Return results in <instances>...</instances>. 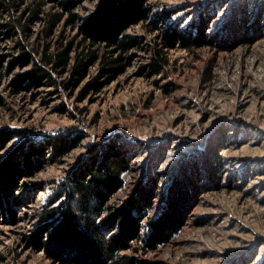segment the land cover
<instances>
[{
  "label": "rangeland",
  "instance_id": "rangeland-1",
  "mask_svg": "<svg viewBox=\"0 0 264 264\" xmlns=\"http://www.w3.org/2000/svg\"><path fill=\"white\" fill-rule=\"evenodd\" d=\"M99 1L76 0L74 12L85 15ZM37 5L30 30L20 27L18 37L4 43L6 55L21 52L17 39L42 49L82 38L78 21L69 22L52 0H23L12 16L23 15L27 22ZM167 10H174L169 20L156 16ZM53 12L61 14L46 35ZM203 16L212 35H228L233 19L244 16L249 24L259 21L261 33L231 47L185 48L173 25L189 28ZM131 31L141 37V46L127 52L130 63L113 78L102 76L96 64L69 88L21 77L28 64L3 67L0 180L11 189L0 205V264H78L67 256L48 257L30 238L42 203L73 165L112 142L132 166L113 202L125 205L144 186L153 189L148 218L173 212L178 204L173 198L181 202L182 210L168 218L178 228L156 249L140 251V258L163 264H264V0H150L146 19ZM155 60L165 62L162 73H152ZM20 77L17 88L12 83ZM57 77L72 80L70 72ZM97 80L103 82L93 85ZM70 125L83 131L81 145L63 162L48 159L46 149L42 166L36 161L27 166L30 143Z\"/></svg>",
  "mask_w": 264,
  "mask_h": 264
},
{
  "label": "trees",
  "instance_id": "trees-1",
  "mask_svg": "<svg viewBox=\"0 0 264 264\" xmlns=\"http://www.w3.org/2000/svg\"><path fill=\"white\" fill-rule=\"evenodd\" d=\"M52 1L68 14L69 22L78 21L82 38L78 41H59L53 47L48 43L42 49L39 44L17 39L15 41L21 52L10 57L4 51V43L17 38L20 27L29 31L30 21L37 16L40 7L37 5L24 22L23 15L12 16L23 0H0V78L6 63L10 70L19 64H28L29 70L21 77L33 83L64 84L71 88L87 75L93 65H99L101 75L107 79L125 69L131 59V54L127 52L141 46V37L131 28L146 19L150 0H100L85 15L74 12L76 0ZM60 14L53 12L49 15V25L44 29L46 35L56 25ZM173 14L174 10L156 11V16L162 20H169ZM207 23L206 16L189 28L181 27L176 22L173 35L185 48H196L204 45L231 47L251 42L261 33L259 21L249 24L245 16L235 17L231 23V33L223 36L208 33L205 29ZM38 53L39 57L36 56ZM151 66L152 73L159 74L163 72L165 62L155 60ZM65 72L71 73L72 80L59 81L58 74ZM21 77L12 83L17 88ZM102 82L97 80L93 85ZM3 103L0 92V106ZM83 138V131L77 125H70L49 134L44 142H32L26 153L27 166L32 165L33 161L37 162V168L42 166L46 149L51 152L48 159L63 162L75 147L82 144ZM131 167L130 159L116 142L103 145L87 160L74 164L61 187L50 193L38 211V228L30 238L34 247L43 248L48 257L67 256L78 264H163L161 261L140 258L137 254L142 250H154L170 238L178 227H174L175 223L168 218L176 209V213L182 210L181 202L171 199L173 204L178 203L173 212L165 210L156 218H148L146 213L153 190L149 187L144 186L123 206L113 202L115 193L125 184L124 173ZM16 170L20 172L19 167ZM12 176L11 179L15 181ZM6 184L7 180H0L2 207V197L8 188L11 189V185ZM41 189L46 190L45 187ZM187 195L184 194L183 198ZM5 209L8 210V207ZM130 250L134 252H128Z\"/></svg>",
  "mask_w": 264,
  "mask_h": 264
}]
</instances>
